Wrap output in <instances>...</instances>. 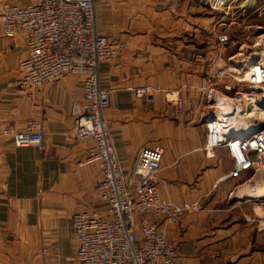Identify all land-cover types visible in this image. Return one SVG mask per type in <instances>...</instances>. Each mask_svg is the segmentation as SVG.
Listing matches in <instances>:
<instances>
[{
	"label": "crops",
	"instance_id": "0c3cea01",
	"mask_svg": "<svg viewBox=\"0 0 264 264\" xmlns=\"http://www.w3.org/2000/svg\"><path fill=\"white\" fill-rule=\"evenodd\" d=\"M93 4L96 30L127 44L98 67L99 86L109 89L103 119L122 170L129 171L139 147L160 145L157 190L172 204L195 205L173 220L157 219L175 244L176 264H264V216L245 202L263 189L264 177L252 170L226 176L225 146H204L205 119H222L225 106H215V97H230L222 84L238 85L216 74L225 53L214 10L204 0ZM24 55L23 35H4L0 22V264H76L71 214L101 207L94 163L83 161L89 141L72 135L70 103L80 98L81 76L65 72L19 90ZM143 84L154 87L150 102L132 90ZM165 98H177V106H166ZM27 117L40 124L41 149L16 146L1 132L21 128Z\"/></svg>",
	"mask_w": 264,
	"mask_h": 264
},
{
	"label": "built area",
	"instance_id": "2783aa9c",
	"mask_svg": "<svg viewBox=\"0 0 264 264\" xmlns=\"http://www.w3.org/2000/svg\"><path fill=\"white\" fill-rule=\"evenodd\" d=\"M167 1L175 6L180 0ZM204 1L209 9L223 12L229 4V0ZM0 22L4 35L19 32L24 37L25 55L18 60L15 78L19 90L53 81L65 72L81 76L80 98L70 103L72 135L89 141L83 161L94 163L101 207L71 214L76 264H176L175 244L157 219L173 220L195 205L172 204L157 190L160 145L139 147L129 171L124 172L103 119L109 89L99 86L98 67L119 57L126 42L96 30L93 0H31L26 4L0 0ZM217 38L227 39L224 33ZM216 74L220 77L222 70L218 68ZM233 77L247 87H263L264 62L254 60ZM222 87L231 89L229 84ZM153 89L147 84L132 88L147 102L152 100ZM164 102L166 106L178 104L177 98H165ZM222 122L212 117L205 123L204 146H225L231 164L226 176L237 178L262 168L264 130L239 128L232 136ZM1 132L9 133L16 146L41 149L44 145L40 124L32 117L25 118L17 130L4 128ZM145 214L153 219H146Z\"/></svg>",
	"mask_w": 264,
	"mask_h": 264
},
{
	"label": "rangeland",
	"instance_id": "374dc122",
	"mask_svg": "<svg viewBox=\"0 0 264 264\" xmlns=\"http://www.w3.org/2000/svg\"><path fill=\"white\" fill-rule=\"evenodd\" d=\"M214 12L217 18L215 22L216 29L214 28L215 33L217 36L224 33L227 37L224 41H219L216 38V41L219 42L218 47L225 53L224 62H222L223 68H219L222 70V75L229 77L231 74L241 75L250 62L254 60L264 62V48L260 45V40L264 36V0H229L226 12L221 10H214ZM224 90H228L226 93L231 98L222 97L224 99L222 100L220 96H216L215 106H227L228 102L229 104L232 103L231 106L235 108L234 101L240 103L245 100H253L250 104V112L255 109L253 106L259 108L256 115L246 116L247 120H244L240 125V123L237 124L235 113L223 117V111L228 108L224 106L225 108L223 107L222 111H219V116H221L222 121L226 118L228 130L238 131V126L240 128L247 126L246 132L253 129L264 130V86L247 88L245 83L242 82L235 86L231 84V89ZM222 123V125H225L224 122ZM243 128L241 129L243 130ZM247 198L245 202L248 203V206H252L254 212H259L264 216V183L263 189L259 193L254 191Z\"/></svg>",
	"mask_w": 264,
	"mask_h": 264
},
{
	"label": "bare ground",
	"instance_id": "6f19581e",
	"mask_svg": "<svg viewBox=\"0 0 264 264\" xmlns=\"http://www.w3.org/2000/svg\"><path fill=\"white\" fill-rule=\"evenodd\" d=\"M260 45H262L261 47H263L264 48V36L261 38V40H260ZM263 56H264V54H263ZM233 76H239V75H234V74H231L230 75V77H231V79L234 81V82H236V83H239V81H237V80H235L234 79V77ZM226 84H228V83H226ZM230 86H231V84H229ZM247 87V86H246ZM249 87H252V86H249ZM257 87H259V86H257ZM248 88V87H247ZM233 101V100H232ZM237 101V100H236ZM251 101H253V100H245V101H243V102H235L234 101V107L235 108H233V106H231V104H229L228 102H227V106L226 107H228V108H226V110L225 111H223L224 113H222L223 114V117H224V115L225 116H227L228 114H233V113H235V117H236V119H237V124H239L240 123V125H241V123L242 122H244V120H247V118H245L246 116H252V115H256L257 113H258V111H259V108L257 107V106H253V107H255V109L254 110H252V112H250V104L252 103ZM255 105V104H254ZM212 117H210V118H207V119H205V123L209 120V119H211ZM224 119V118H223ZM224 123H225V125L224 126H226V128L228 127V124H227V120H226V118H225V120L223 121ZM246 122V121H245ZM234 124V123H233ZM235 127H236V125H234ZM240 128V126H238V129ZM237 129V128H236ZM251 129H253V128H251ZM254 130V129H253ZM257 130V129H256ZM163 150V149H162ZM262 169V170H261ZM256 173H259V174H261V176L262 177H264V168L262 167V168H258L256 171H255ZM258 176H260V175H258L257 174V177ZM253 177V176H252ZM262 179V178H261ZM255 180H257V179H255ZM249 183V182H248Z\"/></svg>",
	"mask_w": 264,
	"mask_h": 264
},
{
	"label": "water",
	"instance_id": "95a60500",
	"mask_svg": "<svg viewBox=\"0 0 264 264\" xmlns=\"http://www.w3.org/2000/svg\"><path fill=\"white\" fill-rule=\"evenodd\" d=\"M201 1H203V0H201ZM235 134H236V133H235ZM235 134H230V133H229V135H232V136L235 135Z\"/></svg>",
	"mask_w": 264,
	"mask_h": 264
}]
</instances>
